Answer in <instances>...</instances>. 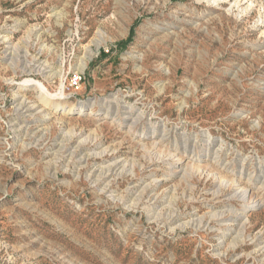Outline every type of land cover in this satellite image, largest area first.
<instances>
[{
	"label": "rangeland",
	"instance_id": "374dc122",
	"mask_svg": "<svg viewBox=\"0 0 264 264\" xmlns=\"http://www.w3.org/2000/svg\"><path fill=\"white\" fill-rule=\"evenodd\" d=\"M0 264H264V0H0Z\"/></svg>",
	"mask_w": 264,
	"mask_h": 264
},
{
	"label": "bare ground",
	"instance_id": "6f19581e",
	"mask_svg": "<svg viewBox=\"0 0 264 264\" xmlns=\"http://www.w3.org/2000/svg\"><path fill=\"white\" fill-rule=\"evenodd\" d=\"M209 1H213V3H216V2H218V1H221V0H209ZM236 3V2H235ZM82 107H84V104L83 103H81L80 105H79V108H72V107H64L63 108V111L66 113V114H71V113H74L75 112V110L76 111H80L81 109H82Z\"/></svg>",
	"mask_w": 264,
	"mask_h": 264
},
{
	"label": "trees",
	"instance_id": "16d2710c",
	"mask_svg": "<svg viewBox=\"0 0 264 264\" xmlns=\"http://www.w3.org/2000/svg\"><path fill=\"white\" fill-rule=\"evenodd\" d=\"M118 46H119V47H121V46H125V43H119Z\"/></svg>",
	"mask_w": 264,
	"mask_h": 264
},
{
	"label": "built area",
	"instance_id": "2783aa9c",
	"mask_svg": "<svg viewBox=\"0 0 264 264\" xmlns=\"http://www.w3.org/2000/svg\"><path fill=\"white\" fill-rule=\"evenodd\" d=\"M76 83H77V81H74V82H73V84H76Z\"/></svg>",
	"mask_w": 264,
	"mask_h": 264
}]
</instances>
